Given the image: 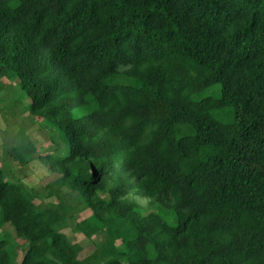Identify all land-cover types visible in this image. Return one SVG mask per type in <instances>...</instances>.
I'll return each instance as SVG.
<instances>
[{
	"label": "trees",
	"instance_id": "obj_1",
	"mask_svg": "<svg viewBox=\"0 0 264 264\" xmlns=\"http://www.w3.org/2000/svg\"><path fill=\"white\" fill-rule=\"evenodd\" d=\"M2 78L0 264H264V0H0Z\"/></svg>",
	"mask_w": 264,
	"mask_h": 264
},
{
	"label": "rangeland",
	"instance_id": "obj_2",
	"mask_svg": "<svg viewBox=\"0 0 264 264\" xmlns=\"http://www.w3.org/2000/svg\"><path fill=\"white\" fill-rule=\"evenodd\" d=\"M2 87H0V165L9 166L11 168H15L11 157L7 156L6 148L15 140V130L16 123H21L25 127L27 125V129L32 133L33 137L36 140V144L38 146L39 152L44 154L50 151V147L53 142H60L59 137L57 136V132H53L51 127H46V129L39 127L37 125H31L29 122L31 120H37L39 123H44L42 117L36 115H30L25 105L28 100L24 97H20V91L15 81L8 80L7 78H2ZM20 97V102L17 99ZM36 122V121H34ZM48 132H53V139L51 141ZM55 140V141H54ZM34 162L29 164V167L33 168V173L27 177V181L30 185L34 183H42L44 184L48 180H51L57 176L56 173L46 174L43 167L35 164ZM35 168V169H34ZM132 199L138 200L142 205H146L147 200L145 198H141L138 196H130ZM54 200L53 198L46 199V201ZM37 202L38 199H35ZM90 213V210H84L75 215L74 220H79ZM3 233H8L11 239H14V230L11 225L5 223L1 228ZM64 232L68 235L69 239L72 241H79L82 246V250L79 255L83 256L89 251H91L94 247L93 242L90 239L84 238L81 233H73L70 228H65ZM95 240H100L101 236L96 235ZM20 258V257H19Z\"/></svg>",
	"mask_w": 264,
	"mask_h": 264
}]
</instances>
